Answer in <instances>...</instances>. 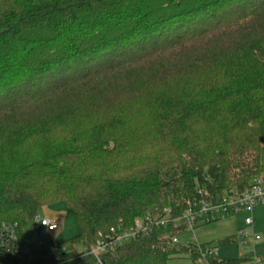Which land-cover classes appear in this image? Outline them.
<instances>
[{"label": "trees", "instance_id": "1", "mask_svg": "<svg viewBox=\"0 0 264 264\" xmlns=\"http://www.w3.org/2000/svg\"><path fill=\"white\" fill-rule=\"evenodd\" d=\"M263 145L264 0H0V231L29 244L27 225L59 202L79 227L5 264H53L154 207L178 217L201 185L247 190ZM183 233L134 240L104 264L200 261L170 242Z\"/></svg>", "mask_w": 264, "mask_h": 264}, {"label": "built area", "instance_id": "2", "mask_svg": "<svg viewBox=\"0 0 264 264\" xmlns=\"http://www.w3.org/2000/svg\"><path fill=\"white\" fill-rule=\"evenodd\" d=\"M259 206H264V174L254 179L247 190L231 189L220 194L212 192L206 185H201L196 188L194 198L188 201L182 215L175 217L172 208L154 207L144 216L137 218L130 227L121 223L107 234L100 235L96 245L84 247L82 252L85 256H93L96 260L95 264H104V254L114 253L122 246L134 240L148 238L153 233L163 234L167 238L172 231H184V233L187 230L194 231L198 225L226 221L242 214L246 216L245 225L252 230L238 231L235 236L236 241L243 240L244 242L247 239L256 241L260 238L254 231V212ZM34 224L36 229H45L47 238L50 233L60 229L56 222L41 219L39 216L36 217ZM178 236L180 234L173 236L170 240L173 245H179ZM28 242L29 244L23 242L18 231L4 227L3 231H0V264H5L10 258L31 261L40 251L34 252L29 239ZM39 244L42 247L43 244L40 241ZM189 245L196 247L201 257L200 261L204 264H210L211 258L219 257L220 248L212 247L213 249L203 250L201 245L192 244V242ZM60 250L61 255L53 264H73L79 260L75 256L66 258L69 248L62 247ZM240 257L248 258L244 264H264V260L257 254L240 255Z\"/></svg>", "mask_w": 264, "mask_h": 264}, {"label": "rangeland", "instance_id": "3", "mask_svg": "<svg viewBox=\"0 0 264 264\" xmlns=\"http://www.w3.org/2000/svg\"><path fill=\"white\" fill-rule=\"evenodd\" d=\"M262 162L264 163V145L262 147L261 154ZM256 224L254 225L255 233L259 236V240L253 241L247 239L236 241L227 246L221 247L219 251V257L223 260H230L239 258L240 255H252L257 254L264 260V206H259L255 212ZM41 219H50L56 222L60 229L56 232L48 235L47 247L52 245H59L68 240L73 239L79 233V227L77 220L73 212L67 207L64 202H59L51 206L44 207L38 215ZM245 214L239 215L236 218H232L226 221H220L209 225H198L194 231L187 230L179 237V245L188 246L192 244L202 245L207 243L219 244L229 238L237 235L240 230H252L244 223ZM27 237L31 243V247L34 252L41 251L42 247L39 244L37 229L32 223H29L25 228ZM235 238V237H234ZM76 255L69 250L66 258L75 256L78 258V254L84 249L82 245H78ZM78 260V259H77ZM170 264H204L202 261H193L186 255H182L171 260Z\"/></svg>", "mask_w": 264, "mask_h": 264}, {"label": "water", "instance_id": "4", "mask_svg": "<svg viewBox=\"0 0 264 264\" xmlns=\"http://www.w3.org/2000/svg\"><path fill=\"white\" fill-rule=\"evenodd\" d=\"M37 234H38V238L41 244L46 245V243L48 242V238H47L45 229L37 228Z\"/></svg>", "mask_w": 264, "mask_h": 264}, {"label": "crops", "instance_id": "5", "mask_svg": "<svg viewBox=\"0 0 264 264\" xmlns=\"http://www.w3.org/2000/svg\"><path fill=\"white\" fill-rule=\"evenodd\" d=\"M254 219H256V218H255V214H254ZM255 224H256V220H255ZM255 224H254V225H255ZM254 227H255V226H254ZM254 231H255V229H254Z\"/></svg>", "mask_w": 264, "mask_h": 264}]
</instances>
